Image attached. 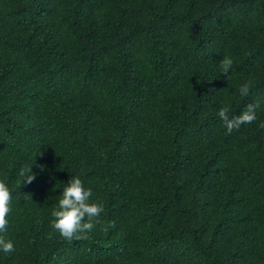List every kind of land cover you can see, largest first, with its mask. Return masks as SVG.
I'll list each match as a JSON object with an SVG mask.
<instances>
[{"label":"trees","instance_id":"trees-1","mask_svg":"<svg viewBox=\"0 0 264 264\" xmlns=\"http://www.w3.org/2000/svg\"><path fill=\"white\" fill-rule=\"evenodd\" d=\"M255 101L227 134L220 108ZM261 121L264 0H0V264H264ZM75 175L104 210L68 242Z\"/></svg>","mask_w":264,"mask_h":264},{"label":"clouds","instance_id":"clouds-1","mask_svg":"<svg viewBox=\"0 0 264 264\" xmlns=\"http://www.w3.org/2000/svg\"><path fill=\"white\" fill-rule=\"evenodd\" d=\"M220 73L228 76L233 67V59L230 56H223L219 62ZM253 86L252 81H247L239 88L241 97H247ZM261 107L259 101L248 103L239 115H230L228 106L220 108L219 118L226 128L227 134L234 130H239L243 124H252L257 120V109ZM259 127L264 128V121H261ZM32 165V164H31ZM31 165H26L19 172L23 178L22 184H30L36 178V173L32 171ZM41 168L43 166L41 165ZM12 193L5 180L0 179V233H4L8 226V215L11 212ZM92 190L84 186V182L79 176L71 178L62 191V198L59 199L58 208L54 209V217L51 227L68 242L73 240H86L95 225L99 223V217L104 210L103 203L92 202ZM0 250L4 252H13L14 244L11 240H6L0 235Z\"/></svg>","mask_w":264,"mask_h":264}]
</instances>
